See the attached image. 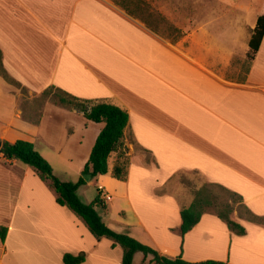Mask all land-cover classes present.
I'll return each mask as SVG.
<instances>
[{"label": "crops", "instance_id": "obj_1", "mask_svg": "<svg viewBox=\"0 0 264 264\" xmlns=\"http://www.w3.org/2000/svg\"><path fill=\"white\" fill-rule=\"evenodd\" d=\"M123 1L127 8L120 0H0L2 144L30 141L54 173L81 177L104 124L37 97L54 87L125 109L133 149L125 177L113 175L111 157L109 173L83 185L110 197L98 208L103 221L169 257L264 264V224L234 211L242 235L206 212L182 235L181 211L194 196L166 190L176 175L197 174L196 190L221 185L264 216V36L249 58L264 7L228 41L206 19L191 32L172 26L171 42L137 15L135 0ZM134 147L151 161L134 157ZM56 198L33 167L0 151V264H64L67 253H85L82 264H122L124 249L96 238Z\"/></svg>", "mask_w": 264, "mask_h": 264}, {"label": "trees", "instance_id": "obj_2", "mask_svg": "<svg viewBox=\"0 0 264 264\" xmlns=\"http://www.w3.org/2000/svg\"><path fill=\"white\" fill-rule=\"evenodd\" d=\"M116 1L118 2V0ZM122 1L120 0L119 4L127 8L124 1ZM263 36L264 15L258 18L250 40V59L253 58L259 49ZM0 67L2 68L1 50ZM48 90L55 91L58 97L56 101L58 105L77 108L88 120L104 124L82 174H91L93 178L108 174L109 160L111 157L116 156L117 165L113 175L116 178H124L125 168L128 163L125 143V130L129 123L127 110L105 101L80 99L58 88L51 87ZM1 152L6 159L20 160L33 167L41 179L47 181L54 189L57 195V203L67 206L83 219L90 232L96 238H109L114 241V245H120L124 249L122 264H133L134 256L137 252H142L145 256L152 255L151 262L154 264H228L227 262L214 260L191 262L185 260L182 256L169 257L162 255L134 237L115 231L103 221L98 212V208L106 207L105 202L102 200V193L99 192L96 199L91 203L83 202L78 195V189L86 184L85 179L81 176L77 182L62 181L55 175L49 161L36 150L34 144L30 141L17 140L14 143L5 141ZM234 211H238L241 216H245L249 221L264 224V216L252 213L244 204V200L240 195L221 185L206 183L196 190L191 204L181 211V234L184 235L192 230L204 213L213 212L228 225L229 229L243 235L245 234V228L231 217ZM244 212L246 215L243 214ZM6 236L7 228L0 227L2 242H5ZM85 260V253L78 255L67 253L63 257L64 264H82Z\"/></svg>", "mask_w": 264, "mask_h": 264}, {"label": "rangeland", "instance_id": "obj_3", "mask_svg": "<svg viewBox=\"0 0 264 264\" xmlns=\"http://www.w3.org/2000/svg\"><path fill=\"white\" fill-rule=\"evenodd\" d=\"M129 4L131 8L138 11L139 14L137 13V15L147 25L155 27L160 36L171 42L175 38V33L171 29L172 26L191 32L200 22L206 19L217 20L213 32L217 36H221L223 40L228 41L230 36H236V32L240 31L245 23L251 25L257 13L264 7V0H135ZM23 94L28 95L26 89H23ZM25 99L24 97L23 102ZM37 100L39 102L50 101L56 103L58 97L54 90H46L37 97ZM125 143L127 147L126 139ZM134 148V157H140L143 161L151 158L137 147ZM129 151H133V149L127 147V154H129ZM115 158L117 159L116 156ZM130 162L131 157L128 155L127 165ZM56 173L62 181L66 182H77L80 178L78 177L80 175H74L72 171L65 174L57 169ZM81 176L83 177V175ZM200 179L201 177L197 174L180 173L171 179L166 190L179 198L184 199L187 196L189 198V196H194L197 188L193 186ZM190 183L192 184L191 188ZM79 189L83 202L91 203L98 195L95 186L83 187L82 185ZM108 197L106 196L105 199L108 200ZM102 198H104L103 195ZM144 257L142 252L138 253L133 264H141ZM145 264H148V262Z\"/></svg>", "mask_w": 264, "mask_h": 264}, {"label": "water", "instance_id": "obj_4", "mask_svg": "<svg viewBox=\"0 0 264 264\" xmlns=\"http://www.w3.org/2000/svg\"><path fill=\"white\" fill-rule=\"evenodd\" d=\"M2 145H3L2 141L0 140V151L2 149ZM83 178L85 179L86 182H89L92 179V175L91 174H85V175H83Z\"/></svg>", "mask_w": 264, "mask_h": 264}, {"label": "built area", "instance_id": "obj_5", "mask_svg": "<svg viewBox=\"0 0 264 264\" xmlns=\"http://www.w3.org/2000/svg\"><path fill=\"white\" fill-rule=\"evenodd\" d=\"M105 198H106V197H104V198H102V199H103V200H106ZM108 199H110V197H108Z\"/></svg>", "mask_w": 264, "mask_h": 264}]
</instances>
